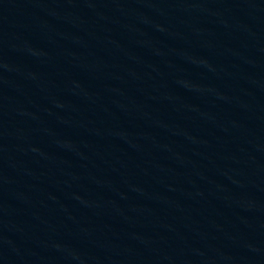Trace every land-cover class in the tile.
Returning <instances> with one entry per match:
<instances>
[{"label":"water","instance_id":"obj_1","mask_svg":"<svg viewBox=\"0 0 264 264\" xmlns=\"http://www.w3.org/2000/svg\"><path fill=\"white\" fill-rule=\"evenodd\" d=\"M0 264H264V0H0Z\"/></svg>","mask_w":264,"mask_h":264}]
</instances>
